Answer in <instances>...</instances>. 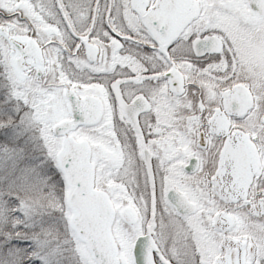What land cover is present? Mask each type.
<instances>
[{"label": "snow or ice", "instance_id": "6c2138e0", "mask_svg": "<svg viewBox=\"0 0 264 264\" xmlns=\"http://www.w3.org/2000/svg\"><path fill=\"white\" fill-rule=\"evenodd\" d=\"M0 264H264V0H0Z\"/></svg>", "mask_w": 264, "mask_h": 264}]
</instances>
